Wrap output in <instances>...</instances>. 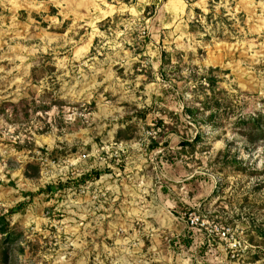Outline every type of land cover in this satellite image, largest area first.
Segmentation results:
<instances>
[{
	"label": "rangeland",
	"instance_id": "obj_1",
	"mask_svg": "<svg viewBox=\"0 0 264 264\" xmlns=\"http://www.w3.org/2000/svg\"><path fill=\"white\" fill-rule=\"evenodd\" d=\"M258 115L264 0H0L6 264H264Z\"/></svg>",
	"mask_w": 264,
	"mask_h": 264
},
{
	"label": "trees",
	"instance_id": "obj_2",
	"mask_svg": "<svg viewBox=\"0 0 264 264\" xmlns=\"http://www.w3.org/2000/svg\"><path fill=\"white\" fill-rule=\"evenodd\" d=\"M213 84L214 81L209 80L208 84ZM203 107L208 110L209 107L206 105V102L204 101V103H202ZM185 113H188L189 115H192V110L189 109H185L184 110ZM243 126H246L248 129H250V131H254L256 134L255 139L257 137V140H263L264 141V116H260L258 115L255 118H250L249 120L245 121L242 123ZM201 138L200 134H196L195 137L191 140V142H182V144L184 146H190L193 147L194 144H196ZM95 177H98V174L95 173ZM56 189H58L57 187H54L52 185H48L44 192L46 193H50L52 194L54 191H56ZM15 212H17V210H11L8 212V215L10 214H14ZM0 236H1V240H0V262L1 264H6L7 263V247H9L10 245H12L13 243H15L18 238L20 237L19 234H16V232H14L11 228L10 225L8 223V221H6V217L5 216H0Z\"/></svg>",
	"mask_w": 264,
	"mask_h": 264
}]
</instances>
